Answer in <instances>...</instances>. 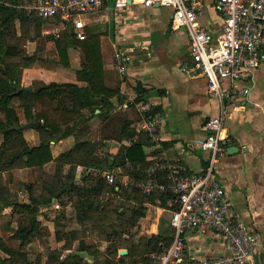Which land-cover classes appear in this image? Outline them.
<instances>
[{"label": "crops", "instance_id": "1", "mask_svg": "<svg viewBox=\"0 0 264 264\" xmlns=\"http://www.w3.org/2000/svg\"><path fill=\"white\" fill-rule=\"evenodd\" d=\"M169 18L168 7L130 2L123 8L115 9L111 0H103L98 8L82 15L83 30L86 28L99 34L102 81L114 93L106 99L108 107L100 105L92 111L80 108L81 117L77 118L73 131L48 141L49 161L41 166H15L9 171H0L1 183L7 184L8 192L14 191L9 193L17 201H26L23 183L27 182L40 190L42 183L49 185L53 179L68 176L75 184L82 185L87 176L100 173L103 177L102 172L107 170L128 180V185L119 182L115 188L118 185L136 187L135 182L144 176L146 164L153 161L162 166L155 171L158 180L166 179L168 165H176L188 173L203 170L207 158V152L199 146L205 132L203 122L217 114L220 103L216 97L207 94L202 75L187 77L180 70V63L188 56L186 36L183 30H171ZM45 21L55 24L46 27L43 25ZM199 21L211 32L222 25L221 17L212 10L201 15ZM14 24L15 35H18L17 20ZM54 26L57 29L50 31ZM65 28L72 34L70 26L60 27L53 19H43L41 43L27 37L20 39L19 45L24 53L35 51L39 54L38 58L20 66V85L30 86L29 89H32L34 81L86 85L85 80L75 74L82 62V55L76 46L68 44L66 47L68 66L57 61L51 39L58 37ZM119 47L130 50V60L123 74L118 72L113 60V52ZM242 85L247 86V91L235 92L227 102V115L220 130L224 151L215 163V170L239 218L258 236L250 264H264V61L253 70L250 79L239 82L238 86ZM137 95L139 100L150 101L153 108L163 115L155 140L138 128L139 117L132 105ZM62 100L68 105L67 98L62 97ZM123 101L128 103V107L115 108ZM58 103L54 100L53 105ZM24 121L21 114L19 122ZM21 132L29 145L38 143L39 130L36 127H24ZM137 140H140L143 156L141 165L131 164L123 157V149L120 151V148ZM230 145L236 148L227 151ZM88 153L92 155V161H106L111 165L110 169L100 170L85 165L83 162ZM119 155L123 157L125 166L140 174L139 178L134 173L124 172V167L118 164ZM104 157L106 160H103ZM158 171L164 174L158 176ZM8 178L14 183V188ZM66 189L65 186L64 191ZM57 199L58 196H52L49 202L38 205L36 219L40 225L47 230L39 215L52 205V226L55 212L62 210L66 219L64 230L78 229L79 225L71 218L70 200L62 199L58 204ZM142 204L144 213L137 221L138 234L172 232L168 224L169 209L160 206L157 199ZM6 208L11 206L1 207L3 210ZM184 244L187 253L197 258L227 253L224 240L214 231L186 230Z\"/></svg>", "mask_w": 264, "mask_h": 264}, {"label": "trees", "instance_id": "2", "mask_svg": "<svg viewBox=\"0 0 264 264\" xmlns=\"http://www.w3.org/2000/svg\"><path fill=\"white\" fill-rule=\"evenodd\" d=\"M19 3L20 0H0V171H9L15 166H41L49 161L51 153L48 141L63 137L73 131L77 118L81 117L80 108L86 107L92 111L100 105L108 107L106 99L114 93V90L107 88L102 81L99 34L91 33L86 28L83 30L84 36L81 39L74 38L72 34L68 33L67 28L58 37L51 39L58 57L57 61L64 66H68L67 45L72 44L79 49L82 62L80 68L75 70V74L77 78L84 79L86 85L78 86L73 82L55 81L47 83L34 81L32 89H26L20 85V66L39 57L35 51L30 54L24 53L19 45L20 39L27 37L41 43L43 37L40 35V26L43 19L33 12H27L18 6ZM14 20L18 22V35H15ZM62 97L67 98L68 105L64 104ZM139 98L137 95L133 102L140 101ZM54 100L59 103L53 105ZM21 114L24 122H19ZM27 122L37 123L36 128L39 130L37 144L29 145L22 136V128H15V126ZM146 138L148 139L147 136ZM120 151L131 164H142L140 140L132 141L126 147L120 148ZM123 157L118 156V160H120L118 164L124 167V172L134 173L139 178L138 172H135L132 167L125 166ZM92 158V155L86 154L83 163L95 166L100 170L110 169L111 165H108L106 161L95 162V160L92 161ZM103 160L106 158L104 157ZM162 174H164L163 171L156 173L158 176ZM84 180L82 185H77L71 180V177L65 176L53 179L49 185L42 183L40 190L34 187L33 183H23L27 192V201H17L15 197L10 196L4 197L2 194L6 195L9 192L0 183V206L15 207V210H22L29 215L25 221H17L12 229V237L18 240L19 245L46 232L45 227L40 225L36 219V214L38 205L49 202L52 196H58L60 201L62 199L70 200L71 218L79 226H83L82 229H84L87 220L91 221L92 230L94 229L93 224L100 226V222L108 218L109 221L105 222L109 223L112 233L119 235L122 241L127 240L124 239V234H129L130 227L136 223L138 217L143 215V202H152L157 199L158 204L167 209L177 206L174 202V194L168 190L146 194L133 185L129 187L118 185L115 188L118 181L106 183L100 173L89 175ZM65 186L66 191H64ZM168 200H170V204L166 203ZM65 224L66 219L63 211H56L54 231L57 232V229H60L62 235L57 234L55 238L59 240L61 237H65L62 248L69 249L71 237L78 235L79 230H64ZM139 239L142 246L141 252L146 250L139 259L134 258L126 261V258L132 254V250H137L139 247V245H131L129 242L124 245L126 253L118 255L116 260H107L108 262L105 264H146L144 262L149 258V253H158L169 245L172 232L168 234L151 233ZM1 244L3 243L1 242ZM2 247L11 250L4 244L1 245ZM84 249H86V245L80 240L75 250L66 253L63 258L73 257L74 261L70 264H85L80 253ZM141 252H137L138 255ZM19 254V264H28L25 255ZM57 256L56 252L50 257L55 259ZM150 262L154 264L151 260Z\"/></svg>", "mask_w": 264, "mask_h": 264}, {"label": "built area", "instance_id": "3", "mask_svg": "<svg viewBox=\"0 0 264 264\" xmlns=\"http://www.w3.org/2000/svg\"><path fill=\"white\" fill-rule=\"evenodd\" d=\"M102 1L20 0L18 6L42 19H53L60 27L70 26L74 37L81 39L84 36L82 15L98 8ZM130 2L170 8L171 30L181 29L186 36L188 56L180 63V70L187 77L202 75L207 94L220 103L217 114L203 122L205 132L199 146L207 152V158L201 172L188 173L176 165H168L166 179L158 180L155 171L162 166L153 161L144 169V176L135 182L146 194L169 190L177 204L169 209L172 239L162 251L152 253L151 260L154 264H250L258 236L231 205L216 174L215 163L224 151L220 130L227 115V102L235 92L247 91V86H238L239 82L250 79L253 70L264 61V0H111V5L119 9ZM209 10L222 19V25L215 32L199 21ZM54 28L57 29L54 26L50 31ZM113 60L118 72L123 74L130 60V50L116 48ZM132 105L139 117L138 128L155 140L163 121L162 113L147 100ZM126 107V101L115 106ZM102 175L106 182L118 179L119 184L128 185V180L113 171L105 170ZM166 203L170 204V200ZM189 229L218 233L226 244L227 253L204 258L190 255L184 244V232Z\"/></svg>", "mask_w": 264, "mask_h": 264}, {"label": "rangeland", "instance_id": "4", "mask_svg": "<svg viewBox=\"0 0 264 264\" xmlns=\"http://www.w3.org/2000/svg\"><path fill=\"white\" fill-rule=\"evenodd\" d=\"M54 24V22L48 23L45 21L43 25H45L46 27H51ZM8 180L10 182V186L14 188V183L11 182V179L8 178ZM4 186L7 188V184H5ZM6 190L8 192V188ZM11 193L2 195L4 197H13V194ZM24 197L27 201L26 191L24 193ZM56 201L59 204V199H57ZM14 208H6L3 210L0 206V264H19V253H23L25 255L28 264H70L72 261H74V258L69 257L68 259H65L63 257L66 255V253L74 251L80 240H82L86 245V249L80 252L84 259L83 263L85 264H105L108 262L107 260H116L118 255L124 253L121 252L122 249H124L126 253V248L124 247V245L129 242L131 243V245L137 244L139 245V247L137 248V250H132V254L128 256V258H126V261L134 258L137 260L146 251L143 250V252H141L142 246L140 245L139 238L145 236V234H138L137 232V221L139 217L137 218L136 223H134V225L130 227V233L124 234V239H127L125 241L120 240L119 235L112 233L111 227L108 225L109 223L105 222L109 221L108 218H105L103 222H100V226L93 224L94 229L92 230L91 221L87 220V222H85L84 224V229H82L83 226L80 225L78 227L79 234L71 237L72 239H70L69 249L64 247L62 248L63 239L65 237H61V239L59 240L55 238V235L57 236V234L62 235L60 234L61 230L57 229V232H55V226H52V222L50 221V218H52V215L54 213L52 205L46 210L41 211L39 215L41 221H43V223H45V226L47 227L46 232H43V234L39 237L31 238L30 240L19 245L18 240L12 237V229L15 227L17 221H25L26 217H28L29 215L27 212H24L22 210L17 211ZM70 227H72V224H70ZM111 234H113V236H111ZM115 238L117 239L115 240ZM1 242L5 246L10 247L11 250L7 248L4 249L3 247L2 249L1 245L3 244H1ZM14 251L15 253H13ZM56 252L58 256L55 259L53 257H50L51 255H53V253ZM137 252L141 253L138 255ZM146 254L148 255V252ZM151 254L152 253H149V258H147L144 263L151 264ZM62 259L65 260L63 262H60V260Z\"/></svg>", "mask_w": 264, "mask_h": 264}, {"label": "water", "instance_id": "5", "mask_svg": "<svg viewBox=\"0 0 264 264\" xmlns=\"http://www.w3.org/2000/svg\"><path fill=\"white\" fill-rule=\"evenodd\" d=\"M72 31V28L70 27V32ZM24 88L26 89H29L30 86H24ZM37 126V123H33V122H27V123H21L17 126H15V128H24V127H36ZM223 142V141H222ZM236 147L234 145H230L227 147V151H230V150H233L235 149ZM121 252H125L124 249L121 250Z\"/></svg>", "mask_w": 264, "mask_h": 264}]
</instances>
